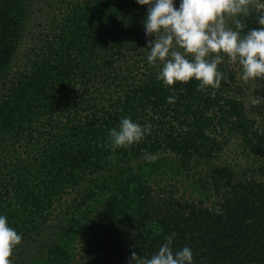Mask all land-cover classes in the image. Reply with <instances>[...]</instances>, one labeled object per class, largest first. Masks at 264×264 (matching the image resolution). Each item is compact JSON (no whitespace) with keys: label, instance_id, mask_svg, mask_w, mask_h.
<instances>
[{"label":"trees","instance_id":"obj_1","mask_svg":"<svg viewBox=\"0 0 264 264\" xmlns=\"http://www.w3.org/2000/svg\"><path fill=\"white\" fill-rule=\"evenodd\" d=\"M21 3L0 0V215L23 237L13 264L41 254L48 264H129L170 235L195 264H264V129L245 115L233 63L218 66L227 81L214 98L194 79L165 87L147 62L154 37L136 0H62L15 63ZM242 19L245 33L260 27L255 11ZM123 117L151 133L112 152L108 132ZM235 135L248 171L210 165L196 198L154 187L161 163L149 157L208 161Z\"/></svg>","mask_w":264,"mask_h":264},{"label":"clouds","instance_id":"obj_2","mask_svg":"<svg viewBox=\"0 0 264 264\" xmlns=\"http://www.w3.org/2000/svg\"><path fill=\"white\" fill-rule=\"evenodd\" d=\"M147 6L143 21L147 42V62L153 67L159 65L157 80L172 90L177 82L187 84L198 82L197 90L208 92L214 98L227 75L219 69L227 57L242 68L240 79H264V0H180L175 7L174 0H136ZM256 12L260 27L246 33V18ZM183 91V89L181 90ZM173 94L167 100L174 104ZM264 104V98L254 96L251 105ZM151 124L140 125L131 118L123 117L118 128L108 132L107 147L112 152L129 149L139 144L151 133ZM157 157L151 156L149 162ZM115 163L116 157H106ZM156 234L160 229L153 225ZM22 234L10 227L7 217L0 215V264H13L10 257L21 244ZM173 237L165 238L158 251L150 258L132 252L129 264H195L193 252L185 246L173 251Z\"/></svg>","mask_w":264,"mask_h":264},{"label":"rangeland","instance_id":"obj_3","mask_svg":"<svg viewBox=\"0 0 264 264\" xmlns=\"http://www.w3.org/2000/svg\"><path fill=\"white\" fill-rule=\"evenodd\" d=\"M62 0H22V22L19 31L17 49L14 55L15 63H19L20 57L27 51L33 40L41 33L42 28L53 17ZM235 80L240 87L241 100L244 105L245 115L249 119L253 128L264 129V104L260 106L251 105L254 96L264 98V91L256 80L244 83L240 77L242 68L237 63H233ZM153 163H161L155 170V174L150 177L154 187L157 185L170 189L176 196L185 198H196L198 192L195 181L202 175L204 169L210 165H228L239 174L248 171L247 163H253L246 150L240 145L238 135L231 137L228 144L214 158L208 161L189 162L180 164L177 159H158ZM193 163V164H192ZM198 163V164H196ZM237 173V174H238ZM75 251V249H73ZM74 253V252H73ZM51 256V255H49ZM40 260L36 264H48L50 262L44 255H39ZM45 258V261H44Z\"/></svg>","mask_w":264,"mask_h":264}]
</instances>
